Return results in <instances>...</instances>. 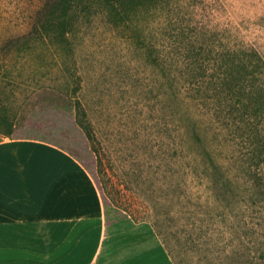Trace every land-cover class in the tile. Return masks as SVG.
I'll use <instances>...</instances> for the list:
<instances>
[{
  "label": "rangeland",
  "instance_id": "rangeland-1",
  "mask_svg": "<svg viewBox=\"0 0 264 264\" xmlns=\"http://www.w3.org/2000/svg\"><path fill=\"white\" fill-rule=\"evenodd\" d=\"M60 20L58 0H0V136L11 124L10 136L48 141L85 167L107 222L129 227L126 264H264V167L262 184L248 178L240 137L227 149L230 132L190 90L173 91L199 47L253 48L264 62V0H171L116 22L95 3L78 12L70 38L94 144L63 88Z\"/></svg>",
  "mask_w": 264,
  "mask_h": 264
},
{
  "label": "crops",
  "instance_id": "crops-1",
  "mask_svg": "<svg viewBox=\"0 0 264 264\" xmlns=\"http://www.w3.org/2000/svg\"><path fill=\"white\" fill-rule=\"evenodd\" d=\"M129 236L67 151L0 136V264H126Z\"/></svg>",
  "mask_w": 264,
  "mask_h": 264
},
{
  "label": "trees",
  "instance_id": "trees-1",
  "mask_svg": "<svg viewBox=\"0 0 264 264\" xmlns=\"http://www.w3.org/2000/svg\"><path fill=\"white\" fill-rule=\"evenodd\" d=\"M119 1L125 0H58L61 12L59 23L61 34L58 35L60 48L57 56L61 77L64 78L63 88L72 101L76 125L91 144H94L96 137L78 99L80 76L75 67L74 50L70 38L75 15L85 10L88 4L95 3L101 10L104 9L110 21L116 22L122 17L129 19L131 14H136L142 9L143 11L161 9L163 4L171 0H136L133 3L129 1L131 6L126 7L127 10L123 9L124 11L116 8ZM138 34H140L139 31ZM150 48L149 58L154 65H157V57L162 53L159 50L151 51ZM185 56L194 60L183 74L184 90L181 91L179 86L173 91L179 96L181 92L190 90L189 100L202 109L201 115L207 117L211 112L214 115L215 128L219 130L224 128L230 132V142L224 139L228 142L224 145L227 149L232 146L237 149L239 144L236 140L240 137V146L244 149V154L240 159L236 157L237 166L246 171L248 178L262 184L258 171L264 167L263 60L253 48L240 47L230 50L223 49L221 46L215 48L214 45L205 50L199 47L194 55L186 53ZM2 120L7 123V118L4 116H0V122ZM189 125L194 140L201 143L202 139L196 125L194 126V121L192 125ZM7 126L9 128L4 135L10 136L12 125Z\"/></svg>",
  "mask_w": 264,
  "mask_h": 264
}]
</instances>
